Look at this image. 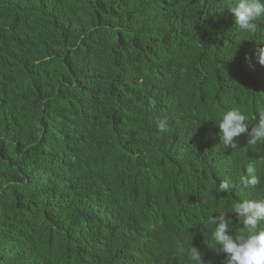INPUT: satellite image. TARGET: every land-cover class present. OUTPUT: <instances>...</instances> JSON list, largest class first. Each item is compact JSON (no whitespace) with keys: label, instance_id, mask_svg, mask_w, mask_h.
<instances>
[{"label":"trees","instance_id":"obj_1","mask_svg":"<svg viewBox=\"0 0 264 264\" xmlns=\"http://www.w3.org/2000/svg\"><path fill=\"white\" fill-rule=\"evenodd\" d=\"M218 4L0 0V264H223L205 221L264 198V144L215 122L264 109V22Z\"/></svg>","mask_w":264,"mask_h":264},{"label":"clouds","instance_id":"obj_2","mask_svg":"<svg viewBox=\"0 0 264 264\" xmlns=\"http://www.w3.org/2000/svg\"><path fill=\"white\" fill-rule=\"evenodd\" d=\"M217 12L230 14L242 34L254 36L259 24L264 22V0H219ZM253 55L258 64L264 66V47H258ZM245 58L252 59L248 54ZM215 123L223 146L235 148L234 139L242 134L247 136L249 146L264 144V109L258 110L255 123H251L249 115L240 109L225 111ZM158 127L164 131L165 121L161 120ZM245 172L239 178L243 188L255 189L262 185V179L252 164L246 166ZM216 190L230 191L229 182L221 180ZM205 223L212 226L210 239L215 251L224 254L223 264H264V198L234 201L228 211L220 210L207 216ZM234 223L240 231H236ZM178 251L186 255L189 264H204L201 250L192 242L188 248L179 247Z\"/></svg>","mask_w":264,"mask_h":264}]
</instances>
